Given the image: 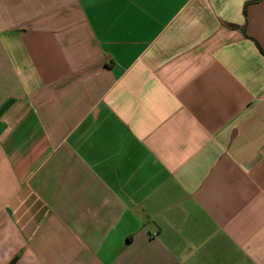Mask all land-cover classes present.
<instances>
[{
    "label": "crops",
    "instance_id": "0c3cea01",
    "mask_svg": "<svg viewBox=\"0 0 264 264\" xmlns=\"http://www.w3.org/2000/svg\"><path fill=\"white\" fill-rule=\"evenodd\" d=\"M0 264H264V0H0Z\"/></svg>",
    "mask_w": 264,
    "mask_h": 264
}]
</instances>
